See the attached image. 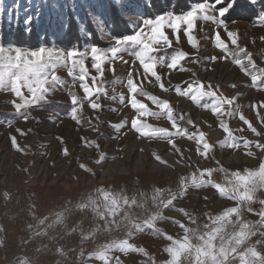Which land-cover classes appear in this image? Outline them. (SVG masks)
Returning <instances> with one entry per match:
<instances>
[{"label": "rangeland", "instance_id": "rangeland-1", "mask_svg": "<svg viewBox=\"0 0 264 264\" xmlns=\"http://www.w3.org/2000/svg\"><path fill=\"white\" fill-rule=\"evenodd\" d=\"M72 1L77 10L81 0H0V30L3 20L18 23L12 14L31 16L41 46L66 52L54 21ZM205 2L213 1L192 8ZM143 3L140 15L114 7L128 21L119 36L108 9L84 20L75 12L80 25L94 26L98 44L73 48L107 49L141 18L160 15L146 16ZM222 5L209 14L220 19ZM222 19L226 29L197 19L178 37L166 28L168 43L143 56L137 46L109 54L100 68L89 59L75 79L59 68L65 83L28 107L0 90V264H264V22ZM168 128L179 131L157 134ZM66 130L86 140L67 146L68 164L56 147ZM53 149L56 176L47 163ZM12 166L21 177L8 175ZM161 189L174 208L163 210Z\"/></svg>", "mask_w": 264, "mask_h": 264}, {"label": "snow or ice", "instance_id": "snow-or-ice-1", "mask_svg": "<svg viewBox=\"0 0 264 264\" xmlns=\"http://www.w3.org/2000/svg\"><path fill=\"white\" fill-rule=\"evenodd\" d=\"M113 3L119 9L123 6L124 0H113ZM221 3L223 0H213L212 3H199L186 14H160L154 19L141 18L142 24L133 34L115 38L114 46L107 49L93 45L90 49L71 48L65 52L64 49H58L55 46L26 49L16 45L0 44V90L10 89L15 97L23 102L22 105H15L18 109L28 107L44 100L45 94L51 89L65 83L56 74L59 68H65L68 74L75 79V73L86 71V61L89 59L96 68H100L109 54L115 56L118 52L137 46L140 49L138 54L143 56L157 45L168 43L166 28L171 29L178 37L181 27L184 26L185 34L189 35L197 19L213 21L226 29V21L222 18L235 6V0H230L228 6L218 9L220 18L218 19L217 16L209 13ZM248 3L254 6L259 5V20L264 22V0H248ZM73 19L76 17L74 16ZM95 19L102 24L100 17L97 16ZM31 21L32 17H27L25 25H29ZM130 27H135V25L130 22ZM25 31L30 33L31 29L26 27ZM217 35H219L218 32ZM87 78V76L80 77L81 80ZM23 89H26L30 96H25ZM181 248L184 249L185 246L181 245ZM221 252L223 254V250ZM170 254L178 255V253ZM212 260L216 261L215 255L212 256ZM196 264H201V262L197 260Z\"/></svg>", "mask_w": 264, "mask_h": 264}, {"label": "trees", "instance_id": "trees-1", "mask_svg": "<svg viewBox=\"0 0 264 264\" xmlns=\"http://www.w3.org/2000/svg\"><path fill=\"white\" fill-rule=\"evenodd\" d=\"M203 0H145V13L148 17H153L155 15L164 14L168 12L173 13H184L189 11L194 3L202 2ZM213 1V0H210ZM230 3V0L223 2L221 6L226 7ZM116 6H112L108 12L109 15L105 16L107 24L110 27V30L115 36H119V32L127 25V20L119 15ZM4 13L6 10L4 9ZM14 18L18 20V23L14 22H5L3 20L2 27L0 30V44L3 45H16L26 48H37L43 44L40 40V33L37 29L35 21L26 26L25 18L21 14L19 17ZM75 15L70 12L68 15L64 16L65 31L60 37H55V43L64 47V48H73L78 45H81L84 42H91L93 44H98L97 38L98 34L94 26L90 21H85L83 25L79 24V21L73 19ZM109 17V19H108ZM259 17V5L249 4L248 0H235V6L224 17L228 21L232 20H245V21H254ZM23 19V21L21 20ZM29 27L31 29L30 33H26L25 28ZM83 28H86V32L91 33L90 38H87V35H84ZM125 31L122 33L124 34ZM121 33V34H122ZM48 35V36H47ZM43 35L45 41L49 40V34Z\"/></svg>", "mask_w": 264, "mask_h": 264}, {"label": "bare ground", "instance_id": "bare-ground-1", "mask_svg": "<svg viewBox=\"0 0 264 264\" xmlns=\"http://www.w3.org/2000/svg\"><path fill=\"white\" fill-rule=\"evenodd\" d=\"M90 98V97H89ZM93 98V97H92ZM158 99H159V97H158ZM86 102V101H85ZM39 106V105H38ZM141 106V105H140ZM144 106V105H143ZM35 107H36V105H35ZM142 107V106H141ZM152 110V109H151ZM158 110V109H157ZM147 112H148V110H147ZM151 112V111H150ZM162 112H163V110H162ZM181 119V118H180ZM124 121V120H123ZM176 121V120H175ZM89 121H88V119L86 120V121H82L81 123H79V124H77V133L78 132H81L80 131V129H82V126L84 125V124H87ZM144 122V121H143ZM152 122V121H151ZM145 123V122H144ZM99 124V123H98ZM155 125V124H154ZM32 126V125H31ZM152 126V125H151ZM160 126V125H159ZM97 128V127H96ZM172 128H174V127H172ZM179 128V127H178ZM195 128V127H194ZM131 129V128H130ZM169 129V128H168ZM177 129V128H176ZM181 129H182V127H181ZM132 130V129H131ZM162 130V129H161ZM189 130H191L190 128H189ZM133 131V130H132ZM158 132L160 131V130H157ZM157 131H155V132H157ZM163 131V130H162ZM179 130L177 129V130H174V129H169L168 131H166V132H159V133H157V134H165V135H171V134H174V133H176V132H178ZM84 132H86V131H84ZM150 132V131H149ZM151 132H153L152 130H151ZM184 133H185V131H184ZM194 133V132H193ZM193 133H191V134H193ZM201 133V132H200ZM60 135H61V137H60ZM233 135V134H232ZM89 135H85V137H88ZM141 137V136H140ZM67 138H69V139H71V142L72 143H67ZM142 139V138H141ZM241 139H243L244 141L246 140V138H241ZM35 141V140H34ZM37 142H40V143H42V141L41 140H36ZM86 140L83 138V137H72V134H70V132H69V130H66V132L63 134V133H60L59 132V137H58V141L56 142V147H57V149H60V155H62V156H64L63 158H62V160H63V162H64V164H68V163H70V161L74 158L73 156H72V153L71 152H69L68 151V154H67V150L66 149H68L67 148V146L69 145L72 149H74L78 144H80V143H82V142H85ZM169 142V143H168ZM166 141V142H164V144H173L172 142H171V140L170 141ZM253 143H256V142H253ZM195 146H196V144H194ZM194 145H192V146H190V148H189V150H196L197 148L196 147H194ZM188 147V146H187ZM18 150L20 151V148H18ZM56 149H53V151L52 150H49V151H47L48 152V160H47V163L48 164H50L52 167V169H53V173H52V175H55V171L57 172V162L55 161L56 160V155H54L55 153H54V151H55ZM108 156H110V157H112L113 155H107L106 157H108ZM127 162V161H126ZM69 169L68 168H66L65 169V172L63 173V176L65 175V173H66V171H68ZM74 172V171H73ZM72 172V173H73ZM75 174V173H74ZM8 175L9 176H11L12 178H15V177H21V174H18V172H15L14 171V168H13V166L10 168V170H9V173H8ZM48 176V175H47ZM56 176V175H55ZM186 182V181H185ZM197 185V184H196ZM195 184H194V186H196ZM200 185V184H199ZM190 187V186H189ZM182 192H183V190H182ZM218 194H219V196L220 197H223L224 196V193H222V192H217ZM166 192H165V190L164 189H161V190H159V192L157 193V197H159V198H164V197H166ZM184 195H186V194H184ZM227 196V195H226ZM228 198H231L230 196H227ZM167 197L166 198H164L163 200H164V207H165V209H163V210H168V209H171V208H174V203H172L170 200H171V198H168L167 200ZM231 199H233V198H231ZM161 202V201H160ZM161 207V206H160ZM162 208V207H161ZM236 208H237V206L236 205H231V204H229V206L228 207H225V211L226 212H228V213H234L235 212V210H236ZM159 210V209H158ZM165 212V211H164ZM165 214V213H164ZM166 215V214H165ZM168 217H166V216H164V215H160L159 216V219H161V220H166ZM227 218L228 219H230V217L229 216H227ZM172 219V218H171ZM228 234V233H227ZM162 236V235H161Z\"/></svg>", "mask_w": 264, "mask_h": 264}, {"label": "built area", "instance_id": "built-area-1", "mask_svg": "<svg viewBox=\"0 0 264 264\" xmlns=\"http://www.w3.org/2000/svg\"><path fill=\"white\" fill-rule=\"evenodd\" d=\"M67 1L70 3V0H67ZM103 2H104V0H81V2H79V4L80 3H82V5L84 4L85 7H83L82 5H79L78 2L75 1L76 8H77V10H79V12H77V10H74L73 1H72L71 4H68V3L67 4L71 5V8L73 9L72 10L70 8L71 12L73 11L75 16L79 15L77 17H79V18L85 17L86 18V15H87V13H90V10H91V12H94V10H96L100 14V12H102L103 9H106V10L108 9L109 10L111 8V6H110V2L111 1L110 0H108L107 4H104ZM67 4H65V5L62 4V6H61L62 8H60L59 11H56V12H59V16H61V18L63 16H65V15L69 14L68 13L69 12V10H68L69 8H68ZM123 6L126 9L127 14H138V15H140V11H142V9L144 8V3H143V0H124ZM75 12H76V14L77 13L78 14L76 15ZM83 14L85 16L81 17ZM53 18H52L51 22H53V20L55 19V18L54 19ZM61 18H57L54 21L55 22L54 24H56L58 26L60 25L59 27L61 28V30H57L58 34H63V32L65 31V26H66L64 24V20H63V22L61 21ZM85 18H83V20ZM63 19H64V17H63ZM46 27L50 28V25H48Z\"/></svg>", "mask_w": 264, "mask_h": 264}]
</instances>
